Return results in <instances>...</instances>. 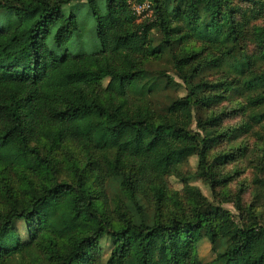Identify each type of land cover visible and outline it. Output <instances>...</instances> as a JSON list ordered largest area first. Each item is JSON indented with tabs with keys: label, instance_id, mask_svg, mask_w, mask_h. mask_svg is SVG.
Listing matches in <instances>:
<instances>
[{
	"label": "trees",
	"instance_id": "trees-1",
	"mask_svg": "<svg viewBox=\"0 0 264 264\" xmlns=\"http://www.w3.org/2000/svg\"><path fill=\"white\" fill-rule=\"evenodd\" d=\"M80 1L0 0V264H264V220L254 211L236 222L183 179L186 213L168 184L192 157L211 187L225 182L208 162L225 115L201 119L225 97L205 90H238L249 122L264 123V70H254L264 63V38L258 54L244 55L231 0H87L101 49L72 53L79 24L63 8ZM144 1L153 17L138 22L132 4ZM194 41L222 49L208 67L231 81H197ZM159 59L188 89L162 109L153 102L163 78L166 86L172 80L146 68ZM183 103L199 131L178 122ZM69 144L83 158H59ZM153 200L159 213L150 210ZM168 202L179 211L166 214ZM203 240L214 253L209 262L199 254Z\"/></svg>",
	"mask_w": 264,
	"mask_h": 264
},
{
	"label": "rangeland",
	"instance_id": "rangeland-1",
	"mask_svg": "<svg viewBox=\"0 0 264 264\" xmlns=\"http://www.w3.org/2000/svg\"><path fill=\"white\" fill-rule=\"evenodd\" d=\"M258 1L262 2L263 6L255 5L247 0H231L229 6L234 12L239 44L247 57L258 54L257 42L264 38V33L258 31L259 28H264V0ZM72 13L78 19L79 31L69 45L71 52L93 53L99 51L101 44L95 35V17L87 5V0L75 2L63 8L65 17ZM152 17H147V19ZM147 19H141L138 22H144ZM188 50L190 53H196L194 65L201 71L198 82L214 83L233 79L228 77L224 70H214L208 67L210 62L221 54V48H214L194 41L190 43ZM146 68L149 75L158 76L157 74L164 73L172 80L166 86L167 79L163 78L164 83L159 89L157 99L153 102L154 106L160 109L165 108L172 100L183 98L188 94L186 84L179 79L173 66L166 59L153 61ZM254 70H264V63L258 62L254 66ZM88 76L95 87L100 85V81L95 76L92 74ZM219 90L218 92L205 90V96L223 95L225 98L222 102L211 106L207 111L203 110L201 119L212 114L225 115L222 123L214 129L216 135L223 136L220 138V143L212 148L208 157L215 178L225 182L220 185L214 184L211 187L210 183L198 176L197 158L192 157L188 163L179 169L178 174L168 179L170 190L180 194L179 204L182 205V209L186 213L190 212V207L187 203L188 195L184 190L186 183L182 182L183 179H189V186L199 189L201 194L212 204L230 211L236 222H245L250 209L264 220V123L253 125L249 122L248 115L252 111L248 109L246 96L241 92L238 90ZM67 101L70 104L79 103V99L73 95H68ZM177 118L181 125L199 131L195 112L186 103H183ZM246 126L250 127L249 131L242 132L236 139L232 138L236 135L233 133L234 130L240 131ZM58 153L59 158H63L68 153L83 158L85 154L83 149L76 144H69ZM223 155H229L226 161H215L216 158ZM0 160H3L1 155ZM156 208L155 200H153L150 204V210L155 213ZM163 211L169 215L177 213L179 210L175 204L168 202ZM157 212L159 213V211ZM18 230L22 237H26L25 226L22 223L18 224ZM107 252L106 244H104L102 250L104 257H106ZM199 254L205 262L214 258L212 246L207 240L200 242Z\"/></svg>",
	"mask_w": 264,
	"mask_h": 264
},
{
	"label": "built area",
	"instance_id": "built-area-1",
	"mask_svg": "<svg viewBox=\"0 0 264 264\" xmlns=\"http://www.w3.org/2000/svg\"><path fill=\"white\" fill-rule=\"evenodd\" d=\"M132 9L138 20L147 19V17L153 16V4L150 1H144L141 3H133Z\"/></svg>",
	"mask_w": 264,
	"mask_h": 264
}]
</instances>
